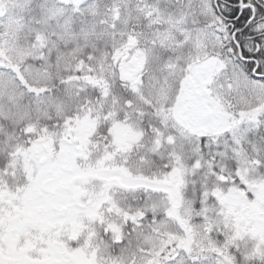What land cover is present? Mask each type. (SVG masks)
Instances as JSON below:
<instances>
[{"label": "snow or ice", "instance_id": "1", "mask_svg": "<svg viewBox=\"0 0 264 264\" xmlns=\"http://www.w3.org/2000/svg\"><path fill=\"white\" fill-rule=\"evenodd\" d=\"M0 264H264V0H0Z\"/></svg>", "mask_w": 264, "mask_h": 264}]
</instances>
